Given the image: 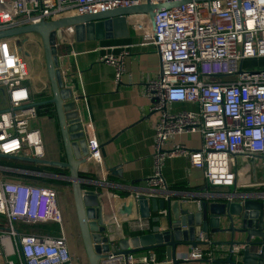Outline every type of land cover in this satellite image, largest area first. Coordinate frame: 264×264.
<instances>
[{
    "label": "built area",
    "instance_id": "built-area-1",
    "mask_svg": "<svg viewBox=\"0 0 264 264\" xmlns=\"http://www.w3.org/2000/svg\"><path fill=\"white\" fill-rule=\"evenodd\" d=\"M148 1L160 5L184 0H0V31L84 12H111ZM128 20L131 30L142 32V46L153 47L161 61L159 76L147 83L146 91L151 111L159 114L155 125V172L143 191L129 197L135 202L141 198H171L173 192L166 186L161 170L165 160L175 157H185L193 168L203 171L210 187H234V168L239 159L264 160V66H245L252 60H264V0H192L156 12L154 27L147 16H131ZM73 36V28L62 30L63 44L72 43ZM21 40H0V153L45 160L41 134L31 126L38 110L27 86L30 71ZM127 55L105 54L99 59L116 69V82L121 81ZM178 103L194 104L198 110H168V105ZM79 117L87 162L97 169L95 175L99 177L95 192L101 191V196L110 200L116 195L106 181L102 148L90 114L84 111ZM184 134H199L202 147L191 150L172 141ZM4 172L12 177L40 175L0 169L5 177L0 178V264H74L56 189L31 178L9 180ZM204 197L210 200L218 195ZM160 215L166 217L167 212L161 211ZM46 223L58 224L59 235L31 232V226ZM133 227L145 231L149 224L140 216ZM165 231L166 227L160 226V232ZM243 249L242 245H234L227 250V258H217L211 241L201 234L197 247L179 255L176 252V259L183 263L238 264ZM230 256L234 263L229 261ZM101 264L171 263L167 257L158 261L150 250L129 255L109 252Z\"/></svg>",
    "mask_w": 264,
    "mask_h": 264
},
{
    "label": "crops",
    "instance_id": "crops-1",
    "mask_svg": "<svg viewBox=\"0 0 264 264\" xmlns=\"http://www.w3.org/2000/svg\"><path fill=\"white\" fill-rule=\"evenodd\" d=\"M27 38L29 42L33 40L30 36ZM142 39V32L131 30L130 37L121 40H106L99 43H69L67 41L63 44L66 47V52L60 53L59 58L60 70L63 72L65 85L73 91L77 99L79 98L77 104L80 115L84 111L90 114L95 136L102 148L106 181L110 184V190L117 196L106 200L101 196V191L99 192L105 205L104 221L108 230L113 233L120 243L125 245H127V239L131 237L152 234L154 229L152 228V222L155 226L164 225L166 231L168 230V216L162 217L160 215L161 211L159 213L152 211L150 218H142L144 222L149 224V229L139 231L133 227V222L140 217V214L135 208V204H133V199L129 196L143 191L154 175L155 125L159 118L158 113L151 111L152 105L146 96V91L147 83L159 76L161 61L153 47L142 46ZM122 52H127L128 55L124 59V71L121 81L116 82V69L113 66L101 63L99 59L105 54L118 56ZM28 68L30 80L27 82V86L30 89L32 103L38 104L51 99L52 92L46 68L42 70L37 68L36 65H34V68L28 65ZM34 71L39 77L37 81L32 82L31 75ZM41 95L50 97L42 99ZM168 110L171 112L197 111L198 107L194 104L178 103L168 105ZM54 114L57 117L56 109ZM32 128L38 130L41 134L45 160L64 161L65 149L58 119L52 118L48 112L45 115L38 114ZM172 141L180 142L191 150H199L203 144V139L199 134L176 136L172 138ZM21 156L25 157L23 154ZM16 162L27 164L20 161ZM31 165L36 168L41 167V165ZM234 169L237 171V182L231 188L210 187L203 171L193 168L185 157L165 160L161 172L166 186L173 192L171 198L185 197L191 201H204L206 195L213 197L218 195L217 198L210 199V201L215 202L227 196L261 195L264 193L263 159L257 158L252 162L239 159ZM62 170L63 173L54 174L43 171H22L33 174L39 173V176L36 174L28 176L38 184L49 185L58 192L59 209L63 216V228L74 258V264H82L84 261L81 250H84V246L81 236L73 237L72 240L67 234L68 231H66V223L71 219V206L74 207V200L71 183L62 179L63 176L69 175V171ZM81 172L92 175L83 179L89 184L86 187L96 189L95 180H99V177L95 175L97 169L87 162L81 167ZM1 174L0 178H5L3 173ZM45 180H53L55 183H46ZM61 182L70 185H61ZM178 185L184 188L175 190L174 188ZM127 197L129 198L126 199ZM160 198L157 197V199ZM127 208H130L128 213L125 212ZM158 216L161 219L160 224L155 222ZM39 225L41 226V224ZM42 225L46 226L43 231L38 232L37 228L36 231L32 229L31 232L59 235L58 231H51L52 226L59 227L58 224L46 223ZM209 240L211 241V247L217 252V258L220 255L228 257L226 252L230 247L225 244L230 241L229 234H213ZM189 250H191L190 246H179L177 254ZM182 264L210 263L203 261Z\"/></svg>",
    "mask_w": 264,
    "mask_h": 264
},
{
    "label": "water",
    "instance_id": "water-1",
    "mask_svg": "<svg viewBox=\"0 0 264 264\" xmlns=\"http://www.w3.org/2000/svg\"><path fill=\"white\" fill-rule=\"evenodd\" d=\"M207 1L212 0H195ZM189 3H192V0L160 5L148 1L146 4L121 7L111 12H84L49 23L0 31V40L22 38L21 42H26L29 36L40 38L52 98L33 105L55 106L65 149L64 161L36 160L1 153L0 160H14L69 171V175L63 176L62 179L69 181L72 186L74 207L88 264H101L109 252L129 255L159 247H166L168 263L182 264V261L176 259L179 246L195 248L199 244L201 234L209 239L211 235L218 233L230 235V241L225 244L230 248L234 245L244 246L238 264H264V193L227 196L220 201L204 200L200 203L185 197L167 200L141 198L138 202H133L140 216L150 218L152 211L156 213L166 211L168 230L161 233L160 225H157L152 234L131 237L127 239L125 245L107 228L104 221L105 205L101 196L95 189H86L89 184L80 177L81 167L88 161V151L79 117L78 99L73 91L66 87L60 70V53L66 52L61 40L62 30L74 29L72 43L126 39L131 35L129 17L147 16L154 27L156 12L171 10ZM129 209L127 208L125 212L128 213ZM160 221L158 216L155 222L160 224ZM232 258L233 256L229 257L230 262H233Z\"/></svg>",
    "mask_w": 264,
    "mask_h": 264
},
{
    "label": "rangeland",
    "instance_id": "rangeland-1",
    "mask_svg": "<svg viewBox=\"0 0 264 264\" xmlns=\"http://www.w3.org/2000/svg\"><path fill=\"white\" fill-rule=\"evenodd\" d=\"M32 38V41H26V42H21L20 47L22 51L25 53L27 65L32 66L34 68V65L37 66V68L44 70L46 68L45 65V59H44V53H43V48L41 45V40L39 37L36 36H30ZM28 39V38H26ZM26 52L29 55H26ZM245 66H253V67H259V66H264V60H252L249 62L245 63ZM37 73L34 71V73L31 75V81L35 82L38 80ZM1 100V97H0ZM37 120V119H36ZM35 120V121H36ZM32 124H34V122ZM32 126V125H31ZM7 179H12L15 177L12 176H6ZM58 206H59V200H58ZM71 219L66 223V231L69 238L73 240V237L76 238L80 236V230L78 226V221H77V214L75 211V207L71 206ZM39 226V224H38ZM81 256L83 257V263L82 264H88L87 256L85 253V250H81Z\"/></svg>",
    "mask_w": 264,
    "mask_h": 264
},
{
    "label": "trees",
    "instance_id": "trees-1",
    "mask_svg": "<svg viewBox=\"0 0 264 264\" xmlns=\"http://www.w3.org/2000/svg\"><path fill=\"white\" fill-rule=\"evenodd\" d=\"M42 99H48L50 96H45V95H41L40 96ZM38 110V114H43L45 115L46 112L49 113V115L52 117V118H56L57 117L55 116L54 114V110H55V107L54 105H45V106H42V107H39L37 108ZM0 167H3V168H12V169H18V170H31V171H43V172H46V173H50V174H54V173H63L64 171L62 169H58V168H52V167H44V166H41L40 168H36L34 166H32L31 164H21V163H18L14 160H7V159H1L0 160ZM63 171V172H62ZM4 175H12V174H9V173H5L4 172ZM13 176L15 177H23V178H31V177H28V176H22V175H14ZM92 175H89V174H85V173H82L80 175L81 178H87V177H91ZM32 179V178H31ZM46 183H55L53 180H45ZM61 185H70L68 183H65V182H61L60 183ZM86 189H93L91 187H85ZM184 187L181 186V185H178L176 186L174 189L175 190H179V189H183ZM46 226H43L41 224V226L39 225H34V226H31V230L34 229L36 231V229L38 230V232L43 231L45 229ZM152 228H155V224L152 222ZM48 229V228H47ZM50 230V228H49ZM51 231H54V232H59V227L58 226H52L51 228ZM154 252L156 253L157 255V258H158V261L162 262L166 259L167 257V249L165 247H159V248H156L154 250Z\"/></svg>",
    "mask_w": 264,
    "mask_h": 264
},
{
    "label": "flooded vegetation",
    "instance_id": "flooded-vegetation-1",
    "mask_svg": "<svg viewBox=\"0 0 264 264\" xmlns=\"http://www.w3.org/2000/svg\"><path fill=\"white\" fill-rule=\"evenodd\" d=\"M43 48V47H42ZM43 53H44V50H43Z\"/></svg>",
    "mask_w": 264,
    "mask_h": 264
}]
</instances>
